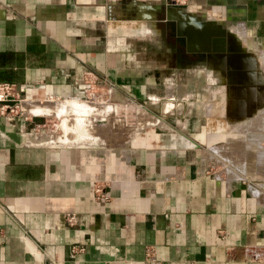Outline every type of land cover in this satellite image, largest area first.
<instances>
[{"label":"crops","instance_id":"1","mask_svg":"<svg viewBox=\"0 0 264 264\" xmlns=\"http://www.w3.org/2000/svg\"><path fill=\"white\" fill-rule=\"evenodd\" d=\"M149 3L161 0H0V81L24 85L29 99L72 98L78 76L108 86L119 108L117 96L146 97L156 66L139 60L131 42L141 31L127 15ZM157 13L191 30L174 37L208 55L209 83L234 70L238 85L219 113H172L178 98L167 95L165 115L149 113L152 122L110 144H49L30 133L32 120L0 118V264H147L145 246L162 264H264V56L255 48L264 0H190ZM193 26L223 28L225 46L240 51L222 52L214 38L211 52Z\"/></svg>","mask_w":264,"mask_h":264},{"label":"rangeland","instance_id":"2","mask_svg":"<svg viewBox=\"0 0 264 264\" xmlns=\"http://www.w3.org/2000/svg\"><path fill=\"white\" fill-rule=\"evenodd\" d=\"M189 1L190 0H188L185 4ZM171 4L181 6L185 5L178 3L176 0H165V5ZM140 12L141 11L139 10L129 11L127 16L134 17L135 15L137 16L140 14ZM155 14H157L156 19L153 21V25H150L151 30L149 31V35L142 33L145 21L147 20H133L134 23L131 26L133 29L141 31L140 35L136 34L135 41L131 42L135 44L136 50L140 53L139 60H150L156 66L153 74L156 83L155 91L148 92L145 94L146 97H141L140 100H134L135 102H132L134 103L133 105L125 104V102L130 101L123 100L120 96H117L122 104L120 108L117 107L115 102L111 103L112 101H109L106 93L108 86L93 88L92 85L91 96L77 95L79 100L95 105L93 111L90 112L91 114H88L86 117L88 124L90 126L95 125L99 132L100 129H103V132L108 130L110 133L115 134L118 138L115 141L120 139L123 140L124 137L133 134L143 124L152 122L149 117V113L156 116L165 115L160 112V101L162 100L161 98L167 95H174L178 98L176 100L177 103L175 107L171 110L172 113L179 112L180 115L183 116L185 114L192 115V113H195L197 109H200V111L204 114H208L213 111L219 113V107L228 96L229 84L234 85L237 82V72L229 70V76L226 77L222 84L209 83V74L207 70L210 65L208 60H206L208 57H200L199 53L191 52V50L187 48L189 46L187 42H179L176 37H174L170 26L167 25L168 23L160 20V16H158L157 12ZM226 42L227 46H225V51L228 52L226 49H228L231 44L228 41ZM255 48L257 49V53L264 56V39L262 42H258ZM234 93L239 92L236 91ZM152 95L157 97V100L154 99L153 103L150 100V96ZM47 98L48 97L46 96L40 99L28 98L23 105V109L26 112H29L28 105L33 102L35 103L38 101L39 103H42L47 100L55 102L57 106L61 107L59 113H50L43 108L40 109L39 106L34 108L36 112H33L32 110L33 113H27L29 115L27 116V119L32 120V122L36 125L34 131L37 133L43 132L50 141L55 142L49 144H58L62 142L60 141L58 135H61L63 138L66 136L71 137L74 135V130L63 132L61 129H57V125L64 118H66L69 122L74 123L77 115L64 112V108H62L65 102L64 98L57 100ZM90 98L91 100H87ZM29 107L32 109L34 106ZM64 141L69 142V140L66 139Z\"/></svg>","mask_w":264,"mask_h":264},{"label":"built area","instance_id":"3","mask_svg":"<svg viewBox=\"0 0 264 264\" xmlns=\"http://www.w3.org/2000/svg\"><path fill=\"white\" fill-rule=\"evenodd\" d=\"M180 4H185L188 0H176ZM75 85V94L78 96H91L92 84L91 82L83 81V78L78 76L74 78ZM26 88L22 84H17L15 82L9 81H0V118L5 121H11L14 117H22L23 119H27L29 116L27 113L23 112L21 109L22 102L27 99L25 96ZM49 99L58 98L53 97L51 95L46 96ZM126 104H131L132 102H125ZM133 104V103H132ZM34 132V128L30 130V133ZM29 132H25L28 134ZM40 133V132H39ZM94 192L97 197L105 198V194L101 191V188L97 186L94 189ZM65 221L67 225L75 224V215L73 213H68L65 215ZM79 250L80 248L73 247L72 250ZM144 260L147 264H162L160 260H158L155 256L154 250L150 246L144 247Z\"/></svg>","mask_w":264,"mask_h":264},{"label":"bare ground","instance_id":"4","mask_svg":"<svg viewBox=\"0 0 264 264\" xmlns=\"http://www.w3.org/2000/svg\"><path fill=\"white\" fill-rule=\"evenodd\" d=\"M87 100H91V98L87 99ZM25 102H26V100L22 102V106H21V109L23 112H26L23 109V105L25 104ZM29 106H32V107L34 106V107L32 109H30ZM36 106H39L40 109L43 108L50 113H59V110L61 109V107L57 106V104L55 102H51V101L47 100V101H43L42 103H39L38 101L35 103L34 102L31 103L30 105H28L29 112H32V110H33V112H36L34 109ZM94 106H95L94 104H89V103H86V102L79 100V98H77V96L72 97V98H68L65 100L63 107H62V108H64V112H67L69 114H76L77 117L75 118L74 123H71L66 118H64L57 125V129H61V131H63V132H67L68 130H74V135H72L71 137L66 136L65 138H63V137H61V135H58V137L60 138V141L65 142L64 141L65 139L69 140L70 142L98 143V142L102 141V143L104 142L106 144L107 143L110 144V143L115 142L116 139H118L115 134L110 133L108 130L103 132L102 131L103 129L102 130L100 129V132H99L97 130L98 128H96L95 125L90 126L88 124L86 117L88 114H91L90 112L93 111ZM98 106H99V104H98ZM96 108H98V107H96ZM165 108H167V107H165Z\"/></svg>","mask_w":264,"mask_h":264},{"label":"water","instance_id":"5","mask_svg":"<svg viewBox=\"0 0 264 264\" xmlns=\"http://www.w3.org/2000/svg\"><path fill=\"white\" fill-rule=\"evenodd\" d=\"M160 4L161 5H165V0H161V3H159V4L158 3L157 4L149 3L147 5H144L142 8L139 9V11H141L140 14H138L137 16L135 15L133 17V19H143V20L154 21L156 19V14L155 13L160 9ZM171 5L172 6H181V5H175V4H171ZM165 19L166 20H173V18H170V15H168V14L166 15ZM170 28L172 29L173 35H176V37L187 36V35H189L188 33H190V31H191V30L188 31L185 26H181L180 25V21H178L177 24L174 25V30H173V28L171 26H170ZM191 29H193V31H195L193 33L194 36L198 35V36L204 37L205 41H207V44L209 42L208 45L211 46L210 47L211 48V52L216 50V49L212 48L213 39L214 38L220 39L222 41V43H221V47L219 49H221L222 52H224V50H225V35H224V31L225 30L223 28L220 29V30L212 31L209 28H207V29H197L196 27L193 26ZM214 34H215V36H213ZM211 38H212V40H211ZM176 39L179 42L182 43L181 40H179L178 38H176ZM228 49L231 50V51H236V53H238L237 51H240V48L238 46H236V45H234V46L231 45V46H229ZM207 57H208V55H207Z\"/></svg>","mask_w":264,"mask_h":264},{"label":"flooded vegetation","instance_id":"6","mask_svg":"<svg viewBox=\"0 0 264 264\" xmlns=\"http://www.w3.org/2000/svg\"><path fill=\"white\" fill-rule=\"evenodd\" d=\"M229 48V47H228ZM226 50H228V52H227V54H231V53H234V52H236V51H231V50H229V49H226Z\"/></svg>","mask_w":264,"mask_h":264}]
</instances>
